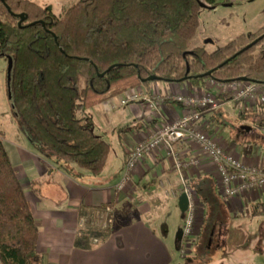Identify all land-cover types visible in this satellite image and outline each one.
<instances>
[{"label": "trees", "instance_id": "16d2710c", "mask_svg": "<svg viewBox=\"0 0 264 264\" xmlns=\"http://www.w3.org/2000/svg\"><path fill=\"white\" fill-rule=\"evenodd\" d=\"M229 2L79 0L58 17L31 0H0V57L13 58L10 106L20 128L46 157L99 177L111 144L78 111L153 81L264 86V26L213 52L192 47L201 5ZM3 139L0 131V264H46L32 204ZM106 206L84 211L100 217Z\"/></svg>", "mask_w": 264, "mask_h": 264}, {"label": "crops", "instance_id": "0c3cea01", "mask_svg": "<svg viewBox=\"0 0 264 264\" xmlns=\"http://www.w3.org/2000/svg\"><path fill=\"white\" fill-rule=\"evenodd\" d=\"M31 1L44 8L51 7L54 11L51 0ZM229 1L215 9H202V24L193 48L212 44L214 50L238 36L254 34L264 26V8H257L258 0L247 3L253 9H249L247 4L242 7L235 5L239 0ZM254 23L255 27L252 28ZM4 59L7 66L8 59ZM6 73L3 65L0 67V102H4L7 95ZM143 87L147 92L149 90V94L161 96L180 95L196 89L188 81H153L148 87ZM220 98L224 100L223 105L205 114L201 125L219 140L226 151L246 163L264 165V143L258 147L241 140L242 134L247 133L249 137L253 134L252 126H248V129L234 126V133L230 137L221 134L223 128L232 124L229 115L236 110L242 116L245 110H249L248 116L252 121L263 125L264 105L236 103L222 96ZM118 99H113L110 105L108 101L88 110L94 127L101 132L109 129L108 124L112 120H117L123 127L140 125L132 134L123 137L115 152L111 146L106 168L99 176L105 175L102 183L80 182L77 176L83 174L78 173L79 169L64 165L54 157H46L34 147L31 138L30 147L34 151L26 150L14 140L13 143L7 141V130L0 129L4 133L5 149L19 171L27 198L32 197L35 201V193H28L26 188L32 182L46 183L50 178V168L58 169L60 183L69 195V201L60 213L40 211L41 207L35 203L33 213L40 235L39 250L44 233L40 226L54 221L55 240L50 246L56 250L54 264H264V192L226 201L218 190L214 165L205 157H201L198 166L186 171V178L197 199L199 224L197 235L192 239L186 255H181L179 251V233L185 223L184 206L181 205L182 196L179 193L180 175L174 169L171 156L164 151L148 155L127 189L122 192L117 190L125 175L127 155L137 141L155 127L172 122L185 112L181 105L173 102L167 104L164 117L150 114L143 101L113 108V103ZM231 103L235 109L228 107ZM2 112L0 110V115ZM262 140L264 142V134ZM176 148L184 158L199 155L198 148L188 143L179 144ZM162 179L167 190L174 191L175 195L171 192L167 194L159 187ZM51 195L60 198V192L52 191ZM102 205L112 207L113 222L109 226L108 237L97 246L91 244L89 239L76 236V228L80 216L85 214L84 208ZM63 252L70 254L63 255ZM39 253L46 264H52L46 254L41 250Z\"/></svg>", "mask_w": 264, "mask_h": 264}, {"label": "built area", "instance_id": "2783aa9c", "mask_svg": "<svg viewBox=\"0 0 264 264\" xmlns=\"http://www.w3.org/2000/svg\"><path fill=\"white\" fill-rule=\"evenodd\" d=\"M221 96L236 103L264 105V86L245 79L228 82L210 80L205 88L165 96L151 95L144 89L136 88L125 92L118 102L113 103V108H117L143 101L150 114L156 113L161 117L166 116L168 103H178L185 109L182 116L155 127L137 141L127 155L125 175L117 185L119 192L127 189L148 155L164 151L167 156L172 157L174 169L180 175L179 193L181 196L185 195L187 200L186 220L179 238L181 255L188 253L192 239L199 230L197 199L186 178V171L198 166L201 157H205L214 165L218 190L226 201L231 202L243 195L264 192V165L246 163L226 151L219 140L201 125L205 114L214 112L223 105ZM261 133L264 134V124L261 125ZM182 143L198 148L199 155L188 158L181 156L176 146ZM159 187L165 193L171 192L175 195L174 191L167 190L163 179L159 181ZM112 210V207L107 205L98 217L101 227L106 228L113 222Z\"/></svg>", "mask_w": 264, "mask_h": 264}, {"label": "rangeland", "instance_id": "374dc122", "mask_svg": "<svg viewBox=\"0 0 264 264\" xmlns=\"http://www.w3.org/2000/svg\"><path fill=\"white\" fill-rule=\"evenodd\" d=\"M78 1L79 0H51L52 5L54 6V11L52 13L58 17L62 16L64 14V12L67 10V8L73 6ZM249 1L250 0H239V2L236 3L235 5L242 7V6L246 5L247 3H249ZM221 6H223V5H221ZM218 7H220V6H217L215 8H218ZM247 7L249 9H253L251 4H247ZM215 8H213V9H215ZM257 8L259 10H262L264 8V0H258ZM245 13H247V11H245ZM255 23L252 25V28L255 27ZM201 24H202V21H201ZM195 42L196 41L192 42V46L195 45ZM205 46L207 47V50L209 52H213L214 50L217 49V48H214V50H213L212 44H206ZM5 63H6V61H5L4 57H0V67H3V65H4L5 70L7 72L9 62H8L7 66ZM139 88L144 89L145 87L141 86ZM135 89H131V90H135ZM144 91H146V90H144ZM148 92H149V90H148ZM6 93H7V73H6ZM150 94L153 95V93H150ZM4 100H5L4 102H0V110L3 111L2 115H0V129H6L7 130L8 134L6 135V140L9 142H12V140H14L16 143H20L19 145H21L26 150H28V151L32 150L30 147L31 146L30 142H29L30 141L29 140V138H30L29 132L28 131L25 132V129L23 130L20 128V124H19L20 121L15 116V114L12 112V109H11V106L9 103V99H8V93L6 95V99H4ZM112 101L113 100L109 101V105L112 104ZM233 106H234L233 103L228 105L229 108L231 107V108L235 109ZM249 113H250L249 110L248 111L245 110V114L242 116L236 110L235 113L230 114L229 116H231L230 121L232 124H229L227 127L223 128L222 129L223 133H221V134H226V136L230 137V135H232L234 133L233 132L234 126H242V127L252 126L253 130H254L253 134L249 137L247 133L246 134L244 133L241 136V140H242V142H248V144L252 143L253 145L260 147L264 143L262 140L261 125H259L258 122H253L252 118L250 116H248ZM77 115H78V118H80V119L86 117L87 119L92 120V117L88 111L85 113L82 111H78ZM108 126H109V129L108 130L106 129L104 132H101L98 128L94 127V125L92 127V130H93L95 135L99 136L102 139L109 141L112 148H113V151L115 152L119 148V142L123 139V137L127 134H132L134 132V130H136V128H138L140 125L138 123L137 124L138 127L135 125L133 126V124L123 127L121 124H119L117 122V120H112L111 122H109ZM112 135H113V137H112ZM130 136L131 135H129V137ZM121 148H122V146H121ZM32 151H34V150H32ZM48 163L53 164V162H51V161H48ZM78 171H79L78 173L83 174V176L82 175L77 176L78 179L80 180V182L86 183L88 181H91L94 184H98V183H102L105 181V178H104L105 175L101 176V177H94L85 171H81V170H78ZM49 173H50V178L46 183L37 184L35 182H32L30 184V186H28L26 188L28 193L34 192L36 195L35 201L33 200L32 197H30L28 199L31 200V204L33 205V209H34L35 203H38V206L41 207L39 209L40 211H49V212L60 213L61 210L68 203L69 195L60 183L59 175H58V169L57 168H54V169L50 168ZM20 174L22 175V173H20ZM52 191L60 192V198H58V195H56L55 197L53 195H51ZM87 215L88 214L85 213L83 216H80V218L78 220L77 228H76L77 229L76 236L79 235L83 239H89L91 244L98 246L103 242L104 238L108 237L107 235H108L109 231H106L105 230L106 228L101 227V223L98 220V216L95 217V215H90V216H87ZM183 215H184L183 220H186L185 219L186 218V212H183ZM39 221H42V220H39ZM54 225H55L54 221L49 222V223H47V222L42 223V226H40V224H39L41 229L44 230L40 250H41V253L47 255L48 260L51 259L52 264H54V262L56 263V261H54V260H56L55 259L56 250L54 251V248L50 247V246H52L51 243L55 240ZM107 227H109V226H107ZM40 250L38 247L39 252H40ZM69 254L70 253L63 252V255H69Z\"/></svg>", "mask_w": 264, "mask_h": 264}, {"label": "water", "instance_id": "95a60500", "mask_svg": "<svg viewBox=\"0 0 264 264\" xmlns=\"http://www.w3.org/2000/svg\"><path fill=\"white\" fill-rule=\"evenodd\" d=\"M202 8H207L208 6H206L204 3L201 5ZM21 17V21H20V24L21 22L25 19V15L24 14H21L20 15ZM8 59V62H9V66H8V70H7V93H8V99H9V103H12V95H11V92H10V84H11V75H12V69H13V58L12 57H6ZM154 77H151L149 78V80H153ZM246 129H248L247 127H244ZM183 204L184 208L182 209L184 212L186 211V207H187V200H186V196L183 195L181 197V205ZM180 235H181V231L179 233V238H180Z\"/></svg>", "mask_w": 264, "mask_h": 264}]
</instances>
